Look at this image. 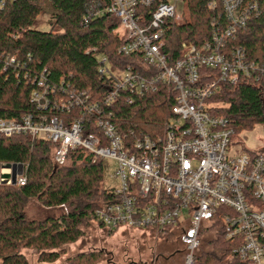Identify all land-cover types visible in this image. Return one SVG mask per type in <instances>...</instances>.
<instances>
[{"label":"built area","instance_id":"built-area-1","mask_svg":"<svg viewBox=\"0 0 264 264\" xmlns=\"http://www.w3.org/2000/svg\"><path fill=\"white\" fill-rule=\"evenodd\" d=\"M260 1L221 0L226 22L213 20L210 41L200 47L184 43L181 58L172 62L164 37L170 21L182 20L176 13L182 0H109L104 13L119 20L118 52L131 61L116 66L98 58L99 73L110 79L101 97L90 89L58 88L48 83L46 70L33 76L17 56L0 52V73L34 86L30 102L37 110L19 120L0 118V138L26 136L53 144L57 168L66 166L76 149L113 161L117 186L108 190L114 197L93 218L106 232H178L184 264H199L205 230L218 217L226 239L235 244L233 258L264 264V153L234 151L230 121L215 114L219 105L210 101L226 85L264 88V61H250L243 48L229 45L239 28L260 15ZM4 6L0 0V10ZM208 8L215 10L216 3L211 0ZM163 84L176 92L165 132L119 130L116 103L123 98L131 105ZM6 165L0 164V185H12L15 173L16 185L25 186L27 166L20 174L13 167L20 164Z\"/></svg>","mask_w":264,"mask_h":264},{"label":"trees","instance_id":"trees-1","mask_svg":"<svg viewBox=\"0 0 264 264\" xmlns=\"http://www.w3.org/2000/svg\"><path fill=\"white\" fill-rule=\"evenodd\" d=\"M210 1L182 0V20L170 21L164 37V52L172 62L181 58L184 43L192 42L200 47L210 41L213 20L226 22L221 0H213L215 10L208 8ZM47 4L52 7L51 30H33ZM108 5L109 0H5L0 10V52L17 56L33 76L46 70L48 83L58 88L63 84L77 91L90 89L101 97L108 91L110 79L99 73L98 58L107 57L116 66L131 61V57L118 52L123 44L118 33L119 20L104 13ZM259 6L260 15L247 27L239 28L229 42L232 47L243 48L247 58L254 62L264 61V0ZM56 28L59 30L55 31ZM62 78L64 81L60 82ZM34 88L12 75L0 73V118L19 120L24 115L35 114L36 107L30 102ZM175 97L173 88L163 84L157 93L137 98L131 105L122 98L114 106L119 130L163 134ZM210 101L219 105L215 114L230 121L235 135L256 125L264 127V88L261 86L226 85ZM54 148L49 142L32 141L26 136L0 138V164L27 166L25 186L0 185L2 264H27L20 254L21 248L36 249L43 263L56 262L65 246L82 237V226L93 221L95 211L114 197L106 187L109 169L106 161L76 149L69 153L68 164L57 168L52 160ZM29 200H36L48 210L63 212L30 220L23 212ZM205 234L203 244L208 249L201 247L199 264H245L233 258L235 244L226 239L220 218L215 219ZM103 259V253L93 252L69 262L96 264Z\"/></svg>","mask_w":264,"mask_h":264},{"label":"rangeland","instance_id":"rangeland-1","mask_svg":"<svg viewBox=\"0 0 264 264\" xmlns=\"http://www.w3.org/2000/svg\"><path fill=\"white\" fill-rule=\"evenodd\" d=\"M176 13L180 18L184 15L183 2L178 4ZM51 18L52 7L47 4L32 29L41 32L50 31L52 28ZM58 30V28L55 29V31ZM233 142L234 151L246 150L252 153H264V127L256 125L251 130L235 135ZM106 163L109 165L106 187L112 189L117 186L114 179L116 166L110 160ZM23 212L30 220H42L48 215L58 216L63 211L60 209L48 210L36 200H29L25 204ZM82 231V237L76 243L65 246L60 258L54 263L41 262L40 253L33 248H21L20 254L25 258L27 264H71L69 260L93 252L104 254V259L96 264H153L156 258H160L159 264H184L186 250L178 232L168 233L163 237H158L155 233L130 229L109 233L102 230L92 220L82 226ZM202 248L208 249L203 243ZM0 264H2L1 259Z\"/></svg>","mask_w":264,"mask_h":264},{"label":"water","instance_id":"water-1","mask_svg":"<svg viewBox=\"0 0 264 264\" xmlns=\"http://www.w3.org/2000/svg\"><path fill=\"white\" fill-rule=\"evenodd\" d=\"M5 167H6V168H10L11 165H10V164H7ZM13 167H14V170H15V168H16V169L18 168V169H19V173H20V174L22 173L23 165H21V164H20V165H14ZM12 185H13V186H16L15 173L13 174Z\"/></svg>","mask_w":264,"mask_h":264},{"label":"flooded vegetation","instance_id":"flooded-vegetation-1","mask_svg":"<svg viewBox=\"0 0 264 264\" xmlns=\"http://www.w3.org/2000/svg\"><path fill=\"white\" fill-rule=\"evenodd\" d=\"M159 261H160V258H156L154 261H153V264H159ZM168 263V261H166Z\"/></svg>","mask_w":264,"mask_h":264}]
</instances>
